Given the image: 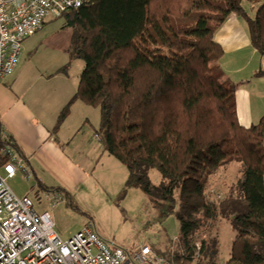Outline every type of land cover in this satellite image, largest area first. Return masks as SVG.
Wrapping results in <instances>:
<instances>
[{
    "label": "trees",
    "instance_id": "16d2710c",
    "mask_svg": "<svg viewBox=\"0 0 264 264\" xmlns=\"http://www.w3.org/2000/svg\"><path fill=\"white\" fill-rule=\"evenodd\" d=\"M244 1L83 0L61 16L73 31L71 56L85 67L55 130L77 100L99 107L96 134L128 169L123 191L140 188L159 220L175 214L181 222L184 252L172 253L170 264H218L215 240L198 247L196 239L218 216L237 231L225 264H264V116L240 122L237 84L225 78L218 63L225 51L214 38L237 13L264 56V0H247L250 10ZM5 140L24 155L0 124V167L9 161ZM233 160L243 165L236 193L211 200L210 176ZM151 169L162 175L158 185Z\"/></svg>",
    "mask_w": 264,
    "mask_h": 264
},
{
    "label": "rangeland",
    "instance_id": "374dc122",
    "mask_svg": "<svg viewBox=\"0 0 264 264\" xmlns=\"http://www.w3.org/2000/svg\"><path fill=\"white\" fill-rule=\"evenodd\" d=\"M244 5L248 8L249 2L245 0ZM72 32L65 18L59 17L49 19L40 30L25 39L21 60L13 74L18 75L17 89L37 91L41 97L52 99L53 102L59 92L60 81L65 80L64 84H70L72 88L78 85L85 61L71 56ZM255 87L256 90L261 89L260 85ZM77 101L78 108L72 111V115L78 123H69L65 130L71 134L72 139L78 130L77 126L86 124L83 132L79 129L75 138L84 136L96 145L99 143L96 140V130L100 126V109L81 100ZM259 112L264 115V109ZM86 117L90 118L93 125L84 123ZM75 138L71 142V148L77 144ZM103 154L99 152L93 159L88 160L92 155L82 152L79 158L70 159L83 168V175H75L70 169H63L56 172L41 171L37 176L27 178L20 170L8 183L19 196H29L39 213H51L55 230L63 240L91 222L103 237L121 246L133 248L150 244L167 256V259H170L172 253H183V229L176 215L171 214L161 221L157 217V208L153 201L140 188L132 187L127 192L123 191L129 174L127 167L107 151ZM242 171L243 165L237 160L221 166L209 178V198L218 202L236 193V183L242 176ZM149 176L154 185H158L162 179L161 173L156 169H151ZM38 178L47 189L39 186ZM58 186L69 190L71 198L61 195L60 200L53 206L45 192L57 193L56 189L49 187ZM236 236L237 231L230 220L218 216L209 222L208 227L196 234V239L198 247L202 245V239H206L208 244L215 240V246L211 249L216 250L214 261L225 264L231 257Z\"/></svg>",
    "mask_w": 264,
    "mask_h": 264
},
{
    "label": "built area",
    "instance_id": "2783aa9c",
    "mask_svg": "<svg viewBox=\"0 0 264 264\" xmlns=\"http://www.w3.org/2000/svg\"><path fill=\"white\" fill-rule=\"evenodd\" d=\"M82 2L0 0V81L16 70L27 37ZM2 151L9 161L0 167V264H170L150 244L129 248L109 241L91 222L63 240L51 213H39L29 196H19L8 183L19 170L31 176L23 156L6 140ZM45 196L53 206L61 198L53 191Z\"/></svg>",
    "mask_w": 264,
    "mask_h": 264
},
{
    "label": "crops",
    "instance_id": "0c3cea01",
    "mask_svg": "<svg viewBox=\"0 0 264 264\" xmlns=\"http://www.w3.org/2000/svg\"><path fill=\"white\" fill-rule=\"evenodd\" d=\"M248 9H251V4ZM251 11L254 13V10ZM214 38L225 51L218 62L225 73V78L237 84V112L240 122L245 126L257 123L264 116L259 112L264 109V75L256 76V72L264 69V56L253 46L248 25L237 13L233 12L225 19L215 31ZM13 74L0 81V124L7 137L14 141L24 154L22 156L31 171L30 177L37 176L41 171L56 172L63 169H70L75 175H83V168L70 159H77L82 152H87L92 155V158H87L89 160L99 152L103 154L106 151L98 134L96 135L99 138L96 137V140L99 143L96 145L86 140L84 136L75 138L78 130L83 132L86 124L81 123L79 127L77 126L78 130L70 139L71 134L65 127L68 128L69 123L73 125L78 123L72 115V111L78 108V101L75 102L74 108L72 106L71 113L63 124L55 130L60 111L74 95L78 85L72 88L70 84H64L65 80L60 81L59 92L51 102L52 99L41 97L37 91L17 89L18 75ZM234 75L244 77L236 78ZM256 85H260L261 89L256 90ZM84 123H91L90 118L86 117ZM74 138L77 144L71 148ZM38 182L45 185L39 178ZM60 188L61 190H56L60 195L67 196L66 193H70L66 188L61 186Z\"/></svg>",
    "mask_w": 264,
    "mask_h": 264
}]
</instances>
